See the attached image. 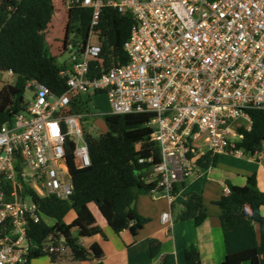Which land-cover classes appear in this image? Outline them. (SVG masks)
Returning <instances> with one entry per match:
<instances>
[{"label": "built area", "instance_id": "2783aa9c", "mask_svg": "<svg viewBox=\"0 0 264 264\" xmlns=\"http://www.w3.org/2000/svg\"><path fill=\"white\" fill-rule=\"evenodd\" d=\"M61 4L68 16L70 10L91 9L90 27L86 34L76 27L81 40L71 42L67 36L65 41L70 61L60 74L67 90L54 94L30 81L33 96L26 98V110L0 127V264H27L31 250L40 248L28 237L30 223L42 217L33 193L62 200L72 195L67 142L75 144L77 168L91 163L79 124L82 115L71 111L76 98L105 92L112 107L106 114L153 115L150 125L161 162L146 182L155 185L151 193L161 191L171 202L175 184L197 173L205 153L242 155L240 128L251 129V110H264V0ZM107 7L129 13L134 23L122 45L128 62L105 67L100 23ZM162 220L170 227V212ZM42 249L62 251L54 243Z\"/></svg>", "mask_w": 264, "mask_h": 264}, {"label": "trees", "instance_id": "16d2710c", "mask_svg": "<svg viewBox=\"0 0 264 264\" xmlns=\"http://www.w3.org/2000/svg\"><path fill=\"white\" fill-rule=\"evenodd\" d=\"M53 0H0V70L12 71L16 75L14 84L6 83L0 90V127L12 123L17 114L27 108L28 83L36 80L52 93L61 94L68 88L67 79L60 74L64 64L56 63L50 52L46 37L54 14ZM91 9L70 10L66 24V37L78 27L83 34L89 31ZM134 20L129 13H120L107 7L102 13L100 28L103 38L105 67L125 64L128 55L122 45L130 36ZM98 62H94L96 64ZM84 96L72 101L71 111L80 112L87 106ZM253 124L250 130L241 127L244 137L237 148L250 153L264 151V110L250 111ZM151 113L105 114L107 131L98 136L86 134L91 163L77 168L74 163L72 141L67 142L66 156L70 165L74 190L67 200L55 197H39L42 217L31 222L28 237L39 249L31 250L27 264L33 258L49 255L53 264H105L103 247L98 242L89 247L81 238L102 233L101 226L91 208L97 207L111 227L119 233L130 229L137 233L146 222L136 207L139 194H148L155 189L146 182L150 170L161 162V150L153 139L150 125ZM219 154L205 153L197 164L201 170L216 166ZM178 183V184H177ZM173 194L186 186L185 180L177 182ZM230 193L216 201L221 208L225 246L227 250L223 264H264V191L258 185L256 174L248 176L245 185L228 183ZM75 210L72 221L65 220ZM204 214L203 196L187 192L184 209L175 221L193 219L200 224ZM52 219V223L48 219ZM66 250L48 253L42 248L61 240ZM161 250V241L151 240L148 254L154 258ZM185 264H202L201 254L194 246L185 251Z\"/></svg>", "mask_w": 264, "mask_h": 264}, {"label": "crops", "instance_id": "0c3cea01", "mask_svg": "<svg viewBox=\"0 0 264 264\" xmlns=\"http://www.w3.org/2000/svg\"><path fill=\"white\" fill-rule=\"evenodd\" d=\"M7 72L15 75L12 71ZM6 83L10 82L0 79V90ZM230 153L221 155L216 166L199 169L194 176L185 179L186 186L174 193L172 202L161 191L139 194L135 207L146 222L135 234L130 229L114 232L101 213L98 215L91 206L96 224L101 226L106 238L102 233L88 235L81 238L82 244L89 247L94 242L100 243L105 253V264H185V251L192 245L199 250L202 264H223L227 250L220 218L221 208L216 201L226 193L229 182L245 185L252 174L257 175L258 185L264 191V151L256 152V155L247 158L246 163L234 167L229 165L226 157L239 159L243 154ZM187 192H197L203 196L206 217L198 225L193 219L175 221L184 209ZM166 211L170 212L172 218L170 227L162 220V214ZM153 238L161 241V250L151 258L148 249Z\"/></svg>", "mask_w": 264, "mask_h": 264}, {"label": "rangeland", "instance_id": "374dc122", "mask_svg": "<svg viewBox=\"0 0 264 264\" xmlns=\"http://www.w3.org/2000/svg\"><path fill=\"white\" fill-rule=\"evenodd\" d=\"M56 2L57 6L55 7L52 21L48 29H46V37L50 52L54 56L56 63L62 65L64 63H69L70 61V52L64 49L66 41V24L68 21V10L62 6L61 0H56ZM68 38L71 42H74L76 40H81L82 35L76 29V27H74L70 31ZM0 79H4V81L14 84L16 82V75H12L9 74L7 71L5 72L0 70ZM25 96L27 99H30L33 96V91L27 89ZM86 99H88L87 106H89V108H83L82 111L76 112L82 115L79 118V124L84 135L91 134L93 136H98L102 132L107 131L105 114L111 112L112 107L110 105L108 95L105 92L96 93L90 96H84V100ZM70 138L76 142L78 141V137L75 134H71ZM241 151L243 155L239 159L233 157H226L230 166L234 167L238 166L241 163H246L248 157L256 155V153L253 154L245 151L244 149H241ZM94 210L95 212H97V214H100V211L97 209L96 206L94 207ZM75 215V210H71L67 214L65 220L67 222H70L75 217ZM48 222L52 223V219L49 218ZM55 245H59L62 250V253L64 251H67V253H69V251L66 250V247L64 246L63 242H61L60 240L56 241ZM31 262L32 264H53L51 257L47 254L33 258Z\"/></svg>", "mask_w": 264, "mask_h": 264}, {"label": "water", "instance_id": "95a60500", "mask_svg": "<svg viewBox=\"0 0 264 264\" xmlns=\"http://www.w3.org/2000/svg\"><path fill=\"white\" fill-rule=\"evenodd\" d=\"M68 168H69V172H71L69 163H68Z\"/></svg>", "mask_w": 264, "mask_h": 264}, {"label": "clouds", "instance_id": "9594fccd", "mask_svg": "<svg viewBox=\"0 0 264 264\" xmlns=\"http://www.w3.org/2000/svg\"><path fill=\"white\" fill-rule=\"evenodd\" d=\"M66 39H67V37H66Z\"/></svg>", "mask_w": 264, "mask_h": 264}]
</instances>
